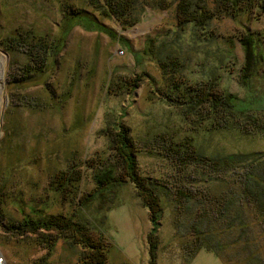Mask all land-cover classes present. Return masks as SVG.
I'll use <instances>...</instances> for the list:
<instances>
[{"label": "rangeland", "instance_id": "374dc122", "mask_svg": "<svg viewBox=\"0 0 264 264\" xmlns=\"http://www.w3.org/2000/svg\"><path fill=\"white\" fill-rule=\"evenodd\" d=\"M158 1L162 0H136L138 22L124 29L114 16L98 10L104 0H0V57L5 60L0 94V191L6 218L80 217L79 199L55 192V177L70 165L78 166L83 173L79 196L91 193L102 166L116 163L107 131L118 124L128 127L136 142L141 174L167 181L171 187L179 178L174 177L175 169L162 151L164 140H189L210 158L264 155L263 138L205 135L197 122H184L179 109L163 102L160 95L170 87V61L175 59L180 81L193 85L215 78L220 88L243 98L239 74L244 53L239 38L244 33L264 37V12L256 7L235 18L223 15L203 29L187 26L183 30L177 25L176 1L165 0L172 3L165 10L154 8ZM204 1L210 7L216 2ZM72 15L76 16L68 21ZM11 37L36 45L43 73L32 72L26 82H15L25 66L35 61L23 46L6 51V44L14 45ZM39 44L46 45V50ZM149 46H155L154 52L168 62L167 76L156 62L143 56ZM262 52L264 56V44ZM135 80L139 87L129 91L126 81ZM254 105L264 108V95ZM193 183L188 189L204 187ZM136 191L129 182L118 186L115 194L107 189L106 198L83 209L105 234L109 264H230L204 245L188 252L195 237L191 228L196 214L192 205L187 206L193 207L191 215L186 206L175 210L174 194L163 198L158 247L152 259L147 236L153 226ZM185 202L182 199L180 204ZM4 224L0 218V252L7 264H82L85 251L81 245L60 239L48 249L35 235L19 236ZM216 238L224 242L227 236ZM232 250L224 254L230 256Z\"/></svg>", "mask_w": 264, "mask_h": 264}, {"label": "trees", "instance_id": "16d2710c", "mask_svg": "<svg viewBox=\"0 0 264 264\" xmlns=\"http://www.w3.org/2000/svg\"><path fill=\"white\" fill-rule=\"evenodd\" d=\"M175 1L177 25L183 30L187 26L203 29L223 15L235 18L256 7L264 12V0H216L213 7L204 0ZM171 4L162 0L155 2L154 8L165 10ZM98 10L105 16H114L124 29L134 27L138 22L136 0H104V5ZM75 16L68 17V21ZM209 37H213L212 33ZM9 41L14 45L6 44V51H17L23 46L25 53L35 61L25 66L22 77L14 78L15 82H26L32 72H44L42 59L37 61L39 52L35 50V44L14 37L9 38ZM239 42L244 53L239 74L243 98L220 88L215 78L193 85L180 81L182 79H177L174 69L179 67L175 59L170 61L173 67L170 87L165 92L161 91L160 95L163 96V102L179 109L178 116L184 122H197L199 132L205 135L211 137L226 133L239 139H264V108L254 105L262 101L264 95V77H260L264 68V37L258 33H244ZM38 46L44 50L47 48L46 45ZM154 49L155 46L147 47L143 56L156 62L167 76L168 62L160 58ZM125 86L133 91L139 84L137 80L126 81ZM120 91H124L123 88ZM107 134L111 139L116 163L98 169L96 188L91 193L79 196L78 188L83 173L78 166L70 165L68 169L60 171L54 180L55 192L79 199L80 217L57 215L44 220L29 218L23 221L6 218L2 213L3 196L0 191V218L5 220L4 227L19 236L35 235L38 238L36 241L48 249L53 248L60 239H69L84 248L82 264H109L105 234L83 209L98 198H106L107 189L115 194L118 186L129 182L136 188L138 197L149 212L153 229L147 240L152 259L156 258L158 247L156 232L165 207L163 198L174 194L175 202H178L175 210L186 206L191 215L193 207L187 206L192 205L196 214V222L191 228L195 237L187 246L188 252L194 253L204 245L215 250L230 264H264V155L235 153L210 158L189 140L180 143L164 140L162 151L175 169L174 177L179 178V182L171 187L172 184L167 181L141 174L138 148L128 127L118 124ZM190 183L204 187L188 189ZM182 199L186 200L184 205H181ZM222 235L227 236L224 242L216 238ZM228 248L234 249L230 256L224 254Z\"/></svg>", "mask_w": 264, "mask_h": 264}, {"label": "bare ground", "instance_id": "6f19581e", "mask_svg": "<svg viewBox=\"0 0 264 264\" xmlns=\"http://www.w3.org/2000/svg\"><path fill=\"white\" fill-rule=\"evenodd\" d=\"M4 67H5V60L3 57H0V94L3 91L2 85H1V80H3V76H4ZM0 102H1V96H0ZM1 105H2V103L0 104V108H1Z\"/></svg>", "mask_w": 264, "mask_h": 264}, {"label": "built area", "instance_id": "2783aa9c", "mask_svg": "<svg viewBox=\"0 0 264 264\" xmlns=\"http://www.w3.org/2000/svg\"><path fill=\"white\" fill-rule=\"evenodd\" d=\"M0 264H7L4 255L0 252Z\"/></svg>", "mask_w": 264, "mask_h": 264}]
</instances>
